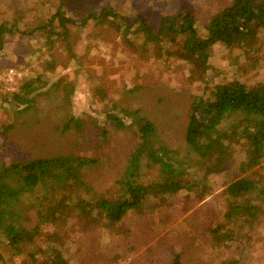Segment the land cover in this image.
I'll return each mask as SVG.
<instances>
[{"label":"trees","instance_id":"trees-1","mask_svg":"<svg viewBox=\"0 0 264 264\" xmlns=\"http://www.w3.org/2000/svg\"><path fill=\"white\" fill-rule=\"evenodd\" d=\"M81 16L77 20L57 6L33 27L19 28L17 20L10 24L3 21L0 23V55L5 53L10 40L23 39L20 33L35 32L44 38L42 48L52 57L47 60L46 69L53 68L55 57L51 49L59 47L58 42L62 41L64 51L60 52L68 59L76 58L70 40L74 29L71 25L83 27L93 18V26H111L129 45L134 46L137 36L139 48L149 51L148 43L154 42L155 55L185 63L188 76L203 81L204 91L194 97L188 108L186 145L177 148L152 140L156 126L143 107L124 105L121 99L111 101L112 93L107 88H99V96L107 100V104L99 110L105 118L95 122L94 130L105 136L107 127L126 125L132 127L137 137V145L131 151L122 176L115 180L121 187L111 186L102 191L91 184L87 177L96 159L89 153L0 161V264H8L7 260L19 254H24L28 264H69L64 249L59 247V228L55 230L49 225L57 227L74 211L86 217L90 225L92 221H100L104 228H112L120 238L135 230L133 218H138L137 224L141 221L146 230H159L160 223L167 222L168 226L173 222L172 210L177 200H182V212H185L192 202L201 201L213 191L208 177L230 166L237 152L236 144L243 151L238 166L241 172L264 161V75L251 83L235 77L213 84H208L211 81L207 76L209 52L217 43L230 51L237 50L234 56L237 69L243 64L247 70L258 71L264 65V0H232L208 19L204 32L196 27L194 13L188 8L163 14L158 20L140 12L129 23L123 14L108 5L90 9ZM43 76L42 72L22 75L17 90L8 92L2 99H11L16 104L29 102L44 85ZM55 84L57 82L51 83ZM64 127L70 128L68 124ZM143 151L144 158L157 166L155 178L146 182L138 179ZM223 185L225 207L222 214L201 205L199 212L204 220H199L200 215H188L189 225L199 222L186 234V242L179 237L174 247L185 245L192 248L196 256L207 243L217 250L223 249L239 241L243 223L254 222L264 214V182L261 179L243 175ZM149 198H152L151 203H146ZM121 222L129 227L120 228ZM168 230H172L174 237L179 229ZM166 232L160 238L171 236ZM42 234L45 241L40 237ZM131 246H125L118 255L126 256ZM154 256L155 253L148 260L152 264H155ZM188 259L193 262L190 257ZM230 263L241 264V260L232 259ZM162 264H184L182 249L173 252L167 260L165 256Z\"/></svg>","mask_w":264,"mask_h":264},{"label":"rangeland","instance_id":"rangeland-1","mask_svg":"<svg viewBox=\"0 0 264 264\" xmlns=\"http://www.w3.org/2000/svg\"><path fill=\"white\" fill-rule=\"evenodd\" d=\"M231 1L0 0V23L5 21L10 24L12 20H17L19 28L33 27L57 6L65 9L66 15L71 14L80 20L82 13L108 5L123 14L127 23L140 12L149 15L152 20H158L163 14L188 8L194 13L196 27L204 32L208 19ZM91 22H94L93 18L83 27L71 25L74 29L70 40L76 50V58H66L67 55L60 52L64 51L61 48L63 42L59 41V47L51 49L55 65L50 69H46L47 60L52 57L42 48L44 38L37 33L22 32L19 34L23 38L21 41H9L5 53L0 55V161L89 153L96 160L90 165L87 178L103 191L111 189V186L121 187L115 180L122 176L131 151L137 145V137L132 127L130 129L126 125L115 127L113 124L107 127L105 136L94 130L95 122L105 118L99 114V110L107 104V100L100 98L99 88H107L112 93L111 101L121 99L124 105L143 107L156 126L152 140L180 148L186 145L184 132L188 108L194 97L204 91V83L191 79L186 71L187 65L182 61L155 55L154 42L148 43L150 50L146 51L139 48V37H134L137 40L134 46L129 45L111 26H93ZM136 44L138 47H135ZM236 51H230L219 43L212 46L207 69V76L212 83L208 84L229 81L235 77L249 83L262 79L264 65L258 71L247 70L243 64L237 69L238 63L234 59ZM37 72L44 73V85L29 102L16 104L11 99H2L8 92L17 90L22 75L31 76ZM52 82L57 84L52 86ZM72 115L74 117L69 120ZM65 124L70 128H65ZM222 125L225 126L223 121ZM236 147L237 152L230 166L209 175L207 182L214 188L213 191L201 201L192 202L185 212H182V200H177L172 210L173 222L168 226L167 222L160 223L158 226L162 228L159 227V230H146L141 226V221L137 224L138 218H133L132 228L135 230L120 238L112 228H104L100 221H92L90 225L87 218L81 217L77 211L65 218L66 221H60L57 227L49 225L55 230L59 228V247L64 249L69 264H152L148 260L153 253L155 256L152 261L162 264L165 256L167 260L179 248L184 253V264H231L232 259H240L241 264L244 261L246 264H264V214L254 222L243 223L239 241L225 245L223 249L217 250L216 246L207 243L204 249H199L198 254H201L197 257L198 254L196 256L192 248L173 246L179 237L186 242V234L197 226L199 221L189 225L188 215L198 217L201 205L222 214L225 207L223 184L228 180L247 175L264 182V161L241 172L238 166L243 151L240 145L236 144ZM144 152L140 153L143 158L138 179L146 182L147 179L155 178L157 166L144 158ZM151 199H147L146 203H151ZM29 212L34 216L32 210ZM199 220L202 222L204 216L200 215ZM119 227L127 228L129 225L121 222ZM169 228L179 229L176 236L172 237ZM164 232L171 236H167L168 239L164 238L165 235L160 238ZM40 237L45 241L44 234ZM131 244L126 256L118 255L125 246ZM27 245L28 242L24 247L27 248ZM188 257L193 262H189ZM24 258V254L14 255L7 262L28 264ZM28 260L31 263V259Z\"/></svg>","mask_w":264,"mask_h":264}]
</instances>
